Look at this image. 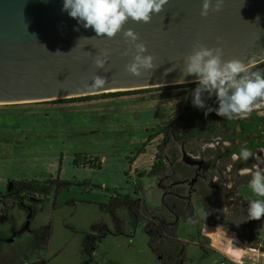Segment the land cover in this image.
I'll return each mask as SVG.
<instances>
[{
	"label": "rangeland",
	"instance_id": "obj_1",
	"mask_svg": "<svg viewBox=\"0 0 264 264\" xmlns=\"http://www.w3.org/2000/svg\"><path fill=\"white\" fill-rule=\"evenodd\" d=\"M259 68L257 64L251 70ZM185 90L180 87L86 100L0 104V264H160L142 226L133 229L126 224V232L117 234L111 217L104 213L100 204L108 202L112 195L126 193L145 201L150 209L162 206L163 188L172 184L169 174L159 179L137 177L138 170H148L154 163L162 135L157 136L134 163L131 162L150 134L183 113L181 94ZM160 94L169 97L160 98ZM256 112H264V108ZM180 124H187V116H183ZM215 144L210 141L204 146ZM225 145L231 146V143L224 144V151ZM165 151L170 161L168 147ZM254 153L264 156V149L259 148ZM78 156L80 164L76 166L74 159ZM185 158L196 163L204 161L200 154L185 153ZM254 163L256 161L250 159V166L242 168ZM229 169L231 165L218 167L216 179L221 180L222 185H232ZM58 175L75 184L56 200L53 195L48 201H39L42 198L36 196L20 206L7 196L10 182L46 180ZM236 175L242 176L240 172ZM194 183L189 181L181 185L187 187L186 195L191 193L192 203L205 224L220 226L227 234L237 236L241 240L235 243L241 250L239 260L243 258L247 264H252L251 257L260 256L249 243L264 247V217L259 220L254 234L245 232L251 239L248 243V238L242 237L240 232L248 215L249 200L257 198L248 183L239 186L226 200L227 217L220 219V223L214 220L207 223L212 214L204 212ZM138 185L142 186L139 193ZM26 205L33 206L34 212L24 209ZM121 217L128 221L126 212H121ZM100 220L106 221L110 232L98 241L96 256L87 257L82 248L84 235ZM227 234H223L224 243L228 241ZM190 246L187 245V254H190ZM225 255L234 257L226 252ZM259 259V262L264 261L262 256ZM187 264L192 261L188 260Z\"/></svg>",
	"mask_w": 264,
	"mask_h": 264
},
{
	"label": "water",
	"instance_id": "obj_2",
	"mask_svg": "<svg viewBox=\"0 0 264 264\" xmlns=\"http://www.w3.org/2000/svg\"><path fill=\"white\" fill-rule=\"evenodd\" d=\"M202 5L203 0H170L151 23L125 24V30L140 36L137 42L147 46L146 54L153 55L158 66L153 73L134 77L127 65L135 44L122 33L114 39L96 36L63 11V0H0V104L195 82L194 75L184 77L182 71L199 45L221 48L225 61H264V51L255 52L264 36V0H224L220 11L213 0L207 16L201 15ZM103 51L108 62L101 69L95 58ZM97 74L109 81L103 90L87 86Z\"/></svg>",
	"mask_w": 264,
	"mask_h": 264
},
{
	"label": "trees",
	"instance_id": "obj_3",
	"mask_svg": "<svg viewBox=\"0 0 264 264\" xmlns=\"http://www.w3.org/2000/svg\"><path fill=\"white\" fill-rule=\"evenodd\" d=\"M259 70H264V61L260 63ZM186 88L183 91L182 100L184 111L175 120L161 127L157 132L148 136L146 141L139 147L137 157L146 152L147 146L159 135H162V142L158 146L155 161L148 170H138L137 177L145 176L164 178L169 174L172 184L163 188L162 206L150 209L145 201L126 193L112 195L108 202L100 204L104 213L111 217L117 234H124L126 224L135 229L138 225L142 226V231L149 237V246L160 264H185L187 243L179 237V225L181 221H194L200 224L205 223L200 211L195 207L191 200V193L186 195L187 187L181 183L194 181V191L200 197V203L206 214L212 215L208 221L214 220L220 223V219L227 217L225 212L226 200L237 192L239 186L247 184L251 179L250 175L237 176L238 170L242 166H250L241 161H233L232 154L238 153L242 147H246L255 152L259 148L264 149V115H258L254 110L246 119L228 120L216 114L215 111L205 114L206 109H198L192 104V91L197 87L196 82L168 85L154 88H144L128 91H115L87 95L60 100H86L102 96H118L131 92L144 91H170L175 88ZM208 107L218 108L216 98H207ZM169 97L168 94H160V98ZM187 116V124L181 125L180 120ZM215 141L214 146H204V143ZM226 142L231 146L225 145ZM169 149L171 160L168 161L166 148ZM205 147V148H204ZM185 153L201 155L204 161L196 163L188 161ZM81 156V155H79ZM79 156L74 159V164L79 166ZM98 160V159H97ZM84 164H87L84 162ZM88 164H91L90 162ZM100 164V163H99ZM232 166L231 181L229 188L222 185L221 180H214L218 167ZM98 166V165H96ZM100 168V167H99ZM75 183L71 180H63L60 175L51 176L46 180L25 179L13 181V185L7 191L9 199L16 201L20 206L25 205V200L40 196L39 201H48L53 195L56 200L58 196L69 189ZM81 185L82 183H78ZM137 192L142 191V186L136 187ZM192 192V191H191ZM24 208V207H23ZM33 206H25L24 209H31ZM126 212L128 221L121 217V212ZM222 222V221H221ZM259 226V220L246 219L241 228V236L246 237V231L254 234ZM244 230V231H243ZM110 227L104 220L94 223L91 232L84 235L82 248L87 257H90L98 241L107 236ZM251 239L248 238V243ZM251 247L261 251L264 247H258L254 243Z\"/></svg>",
	"mask_w": 264,
	"mask_h": 264
},
{
	"label": "clouds",
	"instance_id": "obj_4",
	"mask_svg": "<svg viewBox=\"0 0 264 264\" xmlns=\"http://www.w3.org/2000/svg\"><path fill=\"white\" fill-rule=\"evenodd\" d=\"M170 0H63V11L85 29H93L96 36L114 39L123 34L125 41L135 44L136 53L133 61L127 65V72L134 77L145 73H153L156 67L155 57L148 53L144 43H138L140 36L131 28L125 30L129 21L151 23L153 15L160 14ZM224 0H215V10L220 11ZM213 8V0H203L202 16H207ZM259 17H257V21ZM79 44V43H78ZM108 52L103 51L95 58L98 68H105ZM186 67L182 71L184 77L195 76L197 87L192 91V104L198 109H206L205 114L215 111L228 120L246 119L254 110L264 108V70L252 71L251 62L242 60L225 61L221 48H207L199 45L193 48L192 54L186 58ZM169 69L167 71H172ZM180 83H184L181 79ZM109 81L106 76L96 75L90 88L103 90ZM213 96L218 108L208 107L205 100ZM264 115V112H259ZM233 161L245 164L250 159L256 163L251 167L241 168L240 175H250L248 182L256 199L249 200L248 220H260L264 217V156L242 147L238 153L232 154ZM231 170V169H229ZM229 187H231L229 185ZM239 264V258L234 261Z\"/></svg>",
	"mask_w": 264,
	"mask_h": 264
},
{
	"label": "crops",
	"instance_id": "obj_5",
	"mask_svg": "<svg viewBox=\"0 0 264 264\" xmlns=\"http://www.w3.org/2000/svg\"><path fill=\"white\" fill-rule=\"evenodd\" d=\"M185 226L187 228L186 232L184 231ZM223 234L226 235L227 233L220 226H214L205 223L198 225V223L194 221H181L179 225V237L185 243L191 244V246L189 247V249H191L190 254H187L186 252L187 256H185V264H187L188 260L192 261V264L230 263L226 260H231L232 262H234L236 259L233 258L236 257H230L229 255H225V251L220 247H217V245L215 244L216 238L223 242L222 239L225 238L223 237ZM97 246L92 254L93 258L97 254ZM251 258L254 260L252 264H257V262H259L260 260L258 257L252 256ZM247 263V260H243V258H240L239 264Z\"/></svg>",
	"mask_w": 264,
	"mask_h": 264
},
{
	"label": "bare ground",
	"instance_id": "obj_6",
	"mask_svg": "<svg viewBox=\"0 0 264 264\" xmlns=\"http://www.w3.org/2000/svg\"><path fill=\"white\" fill-rule=\"evenodd\" d=\"M215 241H216L217 247H220L226 253H228L234 257H238V258L241 257V250L238 247H236V245H235V243H241V240L237 236L229 235L228 241L226 243L221 242L217 238L215 239Z\"/></svg>",
	"mask_w": 264,
	"mask_h": 264
},
{
	"label": "flooded vegetation",
	"instance_id": "obj_7",
	"mask_svg": "<svg viewBox=\"0 0 264 264\" xmlns=\"http://www.w3.org/2000/svg\"><path fill=\"white\" fill-rule=\"evenodd\" d=\"M264 51V36H263V38L261 39V42L259 43V46H258V48L256 49V53H258V54H261L262 52ZM263 62V61H262ZM262 62H260V63H262ZM259 63V64H260ZM256 111V110H255ZM258 114V113H257ZM259 115V114H258Z\"/></svg>",
	"mask_w": 264,
	"mask_h": 264
},
{
	"label": "built area",
	"instance_id": "obj_8",
	"mask_svg": "<svg viewBox=\"0 0 264 264\" xmlns=\"http://www.w3.org/2000/svg\"><path fill=\"white\" fill-rule=\"evenodd\" d=\"M238 172H240L239 170H238ZM217 178V176H215V179ZM217 180V179H216ZM221 184H222V182H220ZM224 185H226V186H228L229 187V185H227L226 183H224ZM231 186V185H230ZM230 188V187H229ZM255 251H257L258 253H259V256L261 257H263V259H264V250L263 251H261L260 249H258V248H253ZM260 257H258V258H260ZM257 264H264V261L263 262H259V263H257Z\"/></svg>",
	"mask_w": 264,
	"mask_h": 264
}]
</instances>
